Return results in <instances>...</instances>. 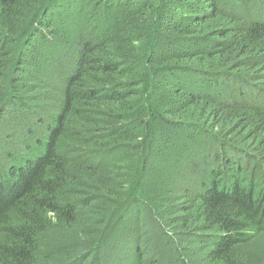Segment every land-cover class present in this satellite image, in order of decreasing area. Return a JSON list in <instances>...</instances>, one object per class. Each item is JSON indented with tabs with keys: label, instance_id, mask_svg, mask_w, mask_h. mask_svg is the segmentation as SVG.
<instances>
[{
	"label": "trees",
	"instance_id": "obj_1",
	"mask_svg": "<svg viewBox=\"0 0 264 264\" xmlns=\"http://www.w3.org/2000/svg\"><path fill=\"white\" fill-rule=\"evenodd\" d=\"M2 13L0 264H264V0Z\"/></svg>",
	"mask_w": 264,
	"mask_h": 264
},
{
	"label": "rangeland",
	"instance_id": "obj_2",
	"mask_svg": "<svg viewBox=\"0 0 264 264\" xmlns=\"http://www.w3.org/2000/svg\"><path fill=\"white\" fill-rule=\"evenodd\" d=\"M22 19L19 16H11V13H7V14H0V22H3L5 24H12V25H16L17 23H19ZM11 21H15V22H11ZM261 80L264 83V74L261 76ZM251 116H253V114H251ZM254 119H251L253 122H257V118L256 115H254ZM218 119H216V117L212 118V122L214 124H216ZM256 125V124H254ZM254 125L250 126L248 125L247 127H245V129H241V135H239V137L241 138V140H243L245 143L248 142L247 144V150L251 149V150H259V148L261 150H264V133L261 132V128H260V124L258 121V125H257V129H254ZM255 130V131H254ZM236 134V133H235ZM70 140L71 138H66L65 142L62 143L61 145V151L62 153H64V155L72 156L70 154L71 150H70ZM242 141V142H243ZM244 144V143H243ZM253 155H256V153L252 152ZM261 160V158H260ZM262 167L264 168V162H262ZM246 172H249V170H247ZM248 174V173H246ZM258 178L259 175H256ZM261 179H259L258 181L256 180L255 182L259 183L260 187H263V183H261L260 181ZM264 188V187H263ZM51 217V216H48ZM56 219L55 217L52 218V222H55ZM258 246V248L261 250V254L264 255V238H260L255 242V247Z\"/></svg>",
	"mask_w": 264,
	"mask_h": 264
},
{
	"label": "clouds",
	"instance_id": "obj_3",
	"mask_svg": "<svg viewBox=\"0 0 264 264\" xmlns=\"http://www.w3.org/2000/svg\"><path fill=\"white\" fill-rule=\"evenodd\" d=\"M48 215H49V216H54V212L49 211V212H48Z\"/></svg>",
	"mask_w": 264,
	"mask_h": 264
}]
</instances>
